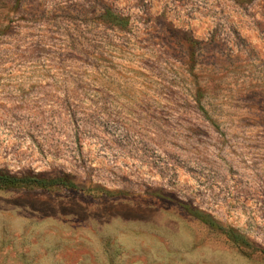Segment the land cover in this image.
Segmentation results:
<instances>
[{
	"label": "rangeland",
	"instance_id": "374dc122",
	"mask_svg": "<svg viewBox=\"0 0 264 264\" xmlns=\"http://www.w3.org/2000/svg\"><path fill=\"white\" fill-rule=\"evenodd\" d=\"M0 264H264V0H0Z\"/></svg>",
	"mask_w": 264,
	"mask_h": 264
},
{
	"label": "trees",
	"instance_id": "16d2710c",
	"mask_svg": "<svg viewBox=\"0 0 264 264\" xmlns=\"http://www.w3.org/2000/svg\"><path fill=\"white\" fill-rule=\"evenodd\" d=\"M55 185L74 186V183L66 177H50L34 173L19 176L0 169V189L14 186L48 188Z\"/></svg>",
	"mask_w": 264,
	"mask_h": 264
}]
</instances>
